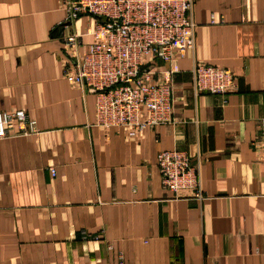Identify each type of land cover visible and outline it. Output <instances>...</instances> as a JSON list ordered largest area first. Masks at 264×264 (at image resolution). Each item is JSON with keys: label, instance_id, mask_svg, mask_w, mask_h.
I'll use <instances>...</instances> for the list:
<instances>
[{"label": "crops", "instance_id": "1", "mask_svg": "<svg viewBox=\"0 0 264 264\" xmlns=\"http://www.w3.org/2000/svg\"><path fill=\"white\" fill-rule=\"evenodd\" d=\"M64 19L61 0H0V110L39 131L0 140V264H264V0H196L195 49L151 65L174 72V121L135 138L97 126L96 94L64 78L97 23L79 18L67 48ZM197 63L234 73L227 104L196 92ZM166 150L199 167L203 200L163 188Z\"/></svg>", "mask_w": 264, "mask_h": 264}, {"label": "built area", "instance_id": "2", "mask_svg": "<svg viewBox=\"0 0 264 264\" xmlns=\"http://www.w3.org/2000/svg\"><path fill=\"white\" fill-rule=\"evenodd\" d=\"M196 0H61L65 19L61 31L67 48L81 42L74 24L82 16L97 20L87 31L93 43L64 69V78L97 96L96 124L104 129H124L130 138L146 129L174 121L172 70L152 63L172 64L195 49L197 25L193 19ZM215 24L216 20L213 19ZM197 93L227 97L236 88L234 73L225 68L197 63L193 70ZM37 122L25 110H0V140L37 134ZM257 146L264 156V120ZM163 188L175 198L192 192L203 200L199 167L187 153L166 150L157 155ZM53 177L56 170L50 169ZM112 249V247H110Z\"/></svg>", "mask_w": 264, "mask_h": 264}]
</instances>
